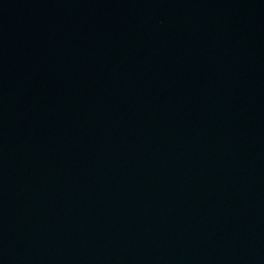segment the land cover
<instances>
[{
    "label": "water",
    "instance_id": "water-1",
    "mask_svg": "<svg viewBox=\"0 0 264 264\" xmlns=\"http://www.w3.org/2000/svg\"><path fill=\"white\" fill-rule=\"evenodd\" d=\"M193 59L264 107V0H124Z\"/></svg>",
    "mask_w": 264,
    "mask_h": 264
}]
</instances>
